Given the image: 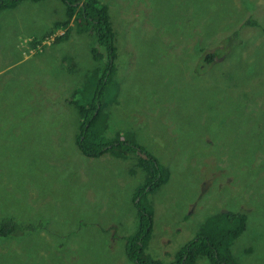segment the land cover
<instances>
[{"label":"rangeland","instance_id":"1","mask_svg":"<svg viewBox=\"0 0 264 264\" xmlns=\"http://www.w3.org/2000/svg\"><path fill=\"white\" fill-rule=\"evenodd\" d=\"M15 1L0 10V220L48 221L0 237V264H131L145 175L131 156L77 150L78 107L93 103L96 142L117 136L169 171L145 199V253L172 260L207 224L215 235L209 222L225 209L247 216L234 264H264V148L246 146L252 126L264 138V0H99L112 57L91 53L96 41L74 19L53 30L61 1ZM235 32L231 55L205 68L198 50Z\"/></svg>","mask_w":264,"mask_h":264},{"label":"trees","instance_id":"2","mask_svg":"<svg viewBox=\"0 0 264 264\" xmlns=\"http://www.w3.org/2000/svg\"><path fill=\"white\" fill-rule=\"evenodd\" d=\"M59 1L66 7V19L55 23L53 30L66 28L70 21L74 19L78 31L87 32L90 36L94 37L96 41V46L92 49L91 53H94L96 49H104L107 55L112 57L115 52L114 33L107 15V9L103 6L104 4L99 2V0H83L82 5L78 3V0ZM15 3V0H0V10L9 9L13 7ZM252 24L256 26L254 21ZM261 33H264V31ZM237 36L238 32H235L230 37L226 38L221 48H200L198 51L201 53L205 68H208L209 65H217L218 56L225 54L226 50H229L231 55V42ZM93 57L95 58L94 54ZM246 93L249 94V91ZM243 94L245 93L243 92ZM238 108L240 111H243V113L245 112L244 106ZM78 110L80 122L74 138V143L83 157L94 159L109 154L113 158L124 159L131 156L135 159L136 169H139L145 175L142 186L139 187L137 193L134 194L135 199H137V203L135 204L138 212L137 230L135 235L125 244V252L131 264H197L200 260H207L206 262H208V264H234L233 258L231 259L230 256L231 242L245 227L247 216L244 211L222 210L224 214H221L219 217L223 216L225 222L219 217L213 218L209 222H219L215 235H212L207 230V224L197 232L193 240L182 248L180 247L170 261L163 262L159 258L154 259L149 256V254L145 253L153 225V213L151 208L146 207L147 204L145 203V199L148 194L155 192L162 183L168 180L169 171L167 168L162 167V165L159 164L152 155H149L144 148L138 147L134 145V143L125 141L124 139L118 140L117 136L115 140H107L103 143L96 142L91 130L96 119L100 116V108L93 103L89 107H84L83 105L79 106ZM259 135L261 136L260 130L252 126V131L249 135L250 140H247L246 145L251 153H254L255 150L260 153L264 148V138L261 137L257 140ZM46 221H48V219L43 217L37 221H29L26 223L20 221L19 223L11 218H3L0 220V237L17 236L28 231L34 232L40 228H44Z\"/></svg>","mask_w":264,"mask_h":264}]
</instances>
